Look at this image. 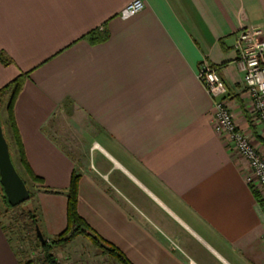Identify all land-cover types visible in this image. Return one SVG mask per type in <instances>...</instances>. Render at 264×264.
I'll use <instances>...</instances> for the list:
<instances>
[{
	"label": "crops",
	"instance_id": "obj_1",
	"mask_svg": "<svg viewBox=\"0 0 264 264\" xmlns=\"http://www.w3.org/2000/svg\"><path fill=\"white\" fill-rule=\"evenodd\" d=\"M130 1L0 0V88L26 74L13 117L42 181L28 178L39 230H65L75 173L78 214L131 264H264V205L198 78L215 68L264 155L233 44L246 26L264 37V0H142L128 13ZM0 264H22L1 220Z\"/></svg>",
	"mask_w": 264,
	"mask_h": 264
},
{
	"label": "built area",
	"instance_id": "obj_2",
	"mask_svg": "<svg viewBox=\"0 0 264 264\" xmlns=\"http://www.w3.org/2000/svg\"><path fill=\"white\" fill-rule=\"evenodd\" d=\"M143 8L142 0H131L125 6L128 13H136ZM234 49L236 50L238 69L242 73V82L250 96L256 119L264 124V37L256 26H246L236 32ZM215 68L202 63L198 78L213 101L212 126L226 143V146L245 162L244 179L256 190L264 203V155L260 154L250 142L248 136L236 125L227 108L225 94L227 87Z\"/></svg>",
	"mask_w": 264,
	"mask_h": 264
},
{
	"label": "trees",
	"instance_id": "obj_3",
	"mask_svg": "<svg viewBox=\"0 0 264 264\" xmlns=\"http://www.w3.org/2000/svg\"><path fill=\"white\" fill-rule=\"evenodd\" d=\"M105 34L106 33L104 32H97L95 33L94 39L102 40L105 38L104 37ZM0 61L4 63V65L9 62V60L3 57L1 54H0ZM25 76L26 74L22 73L18 75L16 78H14L13 80L6 83L3 87H1L0 88V100L4 99V101H6L5 110H6L7 122L10 127L9 129L11 130L12 137L14 139L13 142H15V145L18 151L17 155H19V162L21 166L24 168V171L27 173L28 178L32 182H42L39 177L33 174L30 167H28L29 165L26 161L25 154H23L24 150L22 147V143L20 142V137H19L18 130H17L14 117H13V104L12 103H14V100L19 93V90H21L22 88ZM77 176H78L77 174L72 173L70 177L69 186L66 190V193H67V202H66L67 203V215H66L67 216V226L65 230L53 236L50 239H46L44 237L43 243H41L40 240L37 238L36 234H34V239H35L34 243H36V245L41 249V252H42L41 254L42 257L39 260L40 264H57L55 257L52 255L53 251L55 249H59L65 246L67 242H69L68 240H70L74 236L76 237V235L78 234H83L84 236H86L88 240H90L98 249H100L101 253L107 254L108 256H110L111 258H113L114 260H116L117 262L121 264H131V262L121 252H119V250L114 245H111L110 243H107L106 241L100 239V237L96 233H94V231H92L91 228H89L86 221L78 214L77 203H76L77 202V190L76 189H77V181H78ZM32 197H33V194L30 193L28 199ZM260 202L263 206L264 205L263 201L260 200ZM4 204H5L4 206H6V210H15L19 208V206L22 203L16 206H10V204L7 202L6 197L4 195ZM32 212L33 211H28L26 213V218L29 221V224H30L29 226L32 228L31 230L34 229L35 231V226H38V224L36 220V215L35 213H32Z\"/></svg>",
	"mask_w": 264,
	"mask_h": 264
},
{
	"label": "rangeland",
	"instance_id": "obj_4",
	"mask_svg": "<svg viewBox=\"0 0 264 264\" xmlns=\"http://www.w3.org/2000/svg\"><path fill=\"white\" fill-rule=\"evenodd\" d=\"M4 99L0 100V121L2 124V117L4 106ZM3 128V125H2ZM6 127L3 128L4 136L7 131ZM8 140V138H7ZM9 151L12 158V161L20 172L23 180H26V186L28 192L33 194V187L23 172L21 166L19 165L18 159L15 157L14 150L9 146ZM2 187L0 185V220L12 241V244L15 246L19 256L22 257V264H40L39 260L42 257L41 249L36 245L34 234V229L29 226V221L26 218V213L28 211H33L35 213L34 200L32 198L23 202L19 208L15 210H6L4 206V193H2ZM62 248L55 249L53 251V256L57 264H121L108 256L105 253H101L98 249L86 236L83 234H78L70 240Z\"/></svg>",
	"mask_w": 264,
	"mask_h": 264
},
{
	"label": "water",
	"instance_id": "obj_5",
	"mask_svg": "<svg viewBox=\"0 0 264 264\" xmlns=\"http://www.w3.org/2000/svg\"><path fill=\"white\" fill-rule=\"evenodd\" d=\"M9 154V145L0 123V185L10 206H16L25 202L29 198L30 193ZM35 234L40 242L43 243L44 237L38 226H35Z\"/></svg>",
	"mask_w": 264,
	"mask_h": 264
}]
</instances>
